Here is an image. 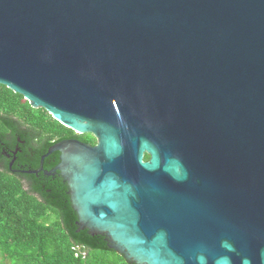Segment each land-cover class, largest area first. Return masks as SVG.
<instances>
[{
	"label": "water",
	"instance_id": "1",
	"mask_svg": "<svg viewBox=\"0 0 264 264\" xmlns=\"http://www.w3.org/2000/svg\"><path fill=\"white\" fill-rule=\"evenodd\" d=\"M0 83L96 137L25 171L61 152L79 230L138 264H264V0H0Z\"/></svg>",
	"mask_w": 264,
	"mask_h": 264
},
{
	"label": "trees",
	"instance_id": "2",
	"mask_svg": "<svg viewBox=\"0 0 264 264\" xmlns=\"http://www.w3.org/2000/svg\"><path fill=\"white\" fill-rule=\"evenodd\" d=\"M79 137L45 108H35L20 93L0 83V264H138L110 246L105 234L79 230L69 185L55 174L14 171L39 168L49 148ZM56 151L44 169L61 160ZM149 156L147 155L146 158Z\"/></svg>",
	"mask_w": 264,
	"mask_h": 264
},
{
	"label": "flooded vegetation",
	"instance_id": "3",
	"mask_svg": "<svg viewBox=\"0 0 264 264\" xmlns=\"http://www.w3.org/2000/svg\"><path fill=\"white\" fill-rule=\"evenodd\" d=\"M75 133H76V135H80V136H85V135L93 136V137L96 139V137H95L94 135H92L91 133H79V132H76V131H75ZM69 139H79V140L84 141V142H86V143H90V142H87V141H85V140H83V139H81V138H79V137H73V138H69ZM90 144H92V145H96V144H97V139L95 140L94 143H90ZM147 155L149 156L148 158H146ZM149 158H150V155H149L148 153H145V159L148 160ZM15 163H17V157H16L15 154H14V157H13L11 163H10V167H12V169H13L14 171H26V170H21V169L18 168V167H13ZM35 169H38V168H35ZM35 169H32V170H35ZM43 171L46 173V171H50V170H45V169H44ZM40 172H41V171H40ZM38 173H39V172H38ZM55 173H56V172H54V174H55ZM47 174H48V173H47ZM59 174L61 175L60 172H59ZM48 175H49V174H48ZM61 176H62V175H61Z\"/></svg>",
	"mask_w": 264,
	"mask_h": 264
}]
</instances>
